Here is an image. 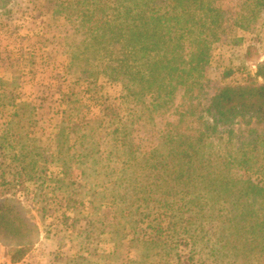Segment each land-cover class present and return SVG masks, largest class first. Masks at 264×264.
I'll return each mask as SVG.
<instances>
[{
    "label": "trees",
    "instance_id": "obj_1",
    "mask_svg": "<svg viewBox=\"0 0 264 264\" xmlns=\"http://www.w3.org/2000/svg\"><path fill=\"white\" fill-rule=\"evenodd\" d=\"M8 1L0 3L6 6ZM65 2L56 3V8L63 11ZM70 3L74 9L82 8L84 24L90 22L92 8L112 7L114 15L107 17V29L100 36L108 38L112 47L122 46L123 56L115 61L117 78L132 86L130 96L151 95L165 107L180 90L197 102L206 101L200 109L191 106L194 126L168 125L161 134L160 146L132 187L135 213L130 210L127 216L122 211L118 218L114 210L112 221L104 224L113 244L106 258L122 260L127 244L128 249L146 252L159 249L155 254L166 250L178 262L194 261L205 253L213 264H264V63L257 73L262 83L249 78L242 85H220L207 96L211 46L224 29L223 11L211 0ZM0 101L13 107L0 133V237L23 240L30 222L10 202L21 199L23 183L38 176L45 184L52 181L54 191L64 187L74 191L79 182L78 190L84 194L92 184L89 171L81 166L97 165L101 152L98 146L92 151L89 141L95 121L85 124L79 148L77 139L71 142L66 135L71 115L64 120V129L45 145L33 135L36 121L27 103L16 104L4 94ZM215 136L225 137V148L213 143ZM52 164L58 168L56 177L48 174ZM233 171L250 175L236 179ZM131 184L121 200L129 197ZM116 205L113 199L110 207ZM46 212L43 207L40 214ZM181 248H188V258L179 255ZM11 253V263L16 264L27 251L17 246ZM69 264L93 261L80 255ZM128 264L136 261L128 259Z\"/></svg>",
    "mask_w": 264,
    "mask_h": 264
},
{
    "label": "rangeland",
    "instance_id": "obj_2",
    "mask_svg": "<svg viewBox=\"0 0 264 264\" xmlns=\"http://www.w3.org/2000/svg\"><path fill=\"white\" fill-rule=\"evenodd\" d=\"M62 1L66 0L0 3V94L16 104L29 105L36 121L33 135L45 145L64 129V120L71 115L66 135L71 142L77 139L79 148L85 124L95 121L89 141L92 151L99 147L101 156L94 167L92 162L91 167L89 162L81 166L89 171L92 184V190L84 194L78 190L79 182L74 191L66 187L54 191L52 181L45 184L38 176L23 183L21 199L10 202L30 226L23 240L0 237V264H12L11 251L17 246L24 247L27 254L16 264H69L80 255L91 258L93 264H128V259L136 264H213L205 253L194 261L178 262L166 250L155 254L159 249L146 252L128 249L127 244L122 260L106 258L113 244L104 224L112 221L115 211L118 218L123 212L127 216L130 210L135 213L132 187L141 167H146L150 154L160 146L161 134L168 125L194 126L191 106L200 109L206 101L197 102L180 90L165 107L151 95L130 96L132 86L117 78L115 61L122 58L123 48L108 45L109 39L100 36L107 29V17L114 15L112 7L92 8L90 22L84 24L82 8L74 9L68 0L64 3L68 10L63 6L61 11L55 5ZM211 3L223 11L224 29L211 46V64L205 73L207 96L220 85H242L249 78L262 83L257 73L264 63V0ZM2 103L5 101H0V133L13 111L12 104ZM225 140L215 136L213 143L225 148ZM57 173L56 165H50L48 174L56 177ZM249 175L233 171L236 179ZM129 183V197L121 200ZM113 199L115 209L110 207ZM43 207L44 216L40 214ZM188 251L181 248L178 253L188 258Z\"/></svg>",
    "mask_w": 264,
    "mask_h": 264
}]
</instances>
